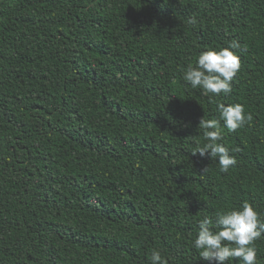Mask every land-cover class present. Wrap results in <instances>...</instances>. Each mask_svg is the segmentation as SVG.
I'll list each match as a JSON object with an SVG mask.
<instances>
[{
    "label": "trees",
    "instance_id": "1",
    "mask_svg": "<svg viewBox=\"0 0 264 264\" xmlns=\"http://www.w3.org/2000/svg\"><path fill=\"white\" fill-rule=\"evenodd\" d=\"M232 41L230 94L183 80ZM218 103L252 116L226 173L192 154ZM243 202L264 219V0H0V264H215L198 222Z\"/></svg>",
    "mask_w": 264,
    "mask_h": 264
},
{
    "label": "clouds",
    "instance_id": "2",
    "mask_svg": "<svg viewBox=\"0 0 264 264\" xmlns=\"http://www.w3.org/2000/svg\"><path fill=\"white\" fill-rule=\"evenodd\" d=\"M189 24H196L195 17ZM240 48L237 41H232L219 51L207 50L201 52L195 66H189L183 73V80L192 88L202 89L203 95H228L232 91V81L240 68V59L235 50ZM219 119L199 120L206 143L197 147L192 153L204 157L215 158L220 171L226 173L235 165L234 156L222 143L221 121L229 132L236 131L252 121L250 113H245L242 104L225 106L218 103ZM213 229H218L214 231ZM264 236V219L248 202H243L239 209L218 212L215 220L205 216L198 222V233L193 241V247L199 250V257L215 264H228L229 261H239L240 264H256L257 250L255 241ZM150 264H167L161 252L153 249L150 254Z\"/></svg>",
    "mask_w": 264,
    "mask_h": 264
}]
</instances>
